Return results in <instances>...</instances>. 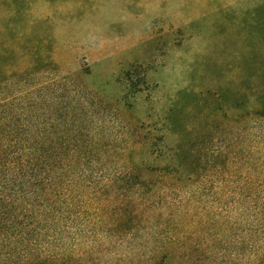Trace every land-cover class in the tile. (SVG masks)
Instances as JSON below:
<instances>
[{"label": "rangeland", "instance_id": "rangeland-1", "mask_svg": "<svg viewBox=\"0 0 264 264\" xmlns=\"http://www.w3.org/2000/svg\"><path fill=\"white\" fill-rule=\"evenodd\" d=\"M2 59L8 113L42 115L54 138L71 133L98 176L184 166L148 199L171 204L161 223L178 230L164 264H249L235 192H247L250 148L264 135L253 118L264 96V0H0ZM135 214L151 228L149 209ZM95 242L107 250L85 264H130L111 235Z\"/></svg>", "mask_w": 264, "mask_h": 264}, {"label": "trees", "instance_id": "trees-1", "mask_svg": "<svg viewBox=\"0 0 264 264\" xmlns=\"http://www.w3.org/2000/svg\"><path fill=\"white\" fill-rule=\"evenodd\" d=\"M259 81L264 84V76ZM261 104L253 115L256 120L264 119V96ZM8 108L5 97L0 99V264L5 255L7 264H85L88 256L107 250L95 242L102 232L111 235L116 248L128 250L130 264L136 257L137 264H154L160 256L157 264L165 263L174 243L171 233L178 230L161 223L170 219L161 209L171 204L148 199L161 193L158 183L167 186L170 178L182 174V164L124 165V173L98 176V168L88 166V147L70 143L71 133L54 138L52 130L39 128L42 115L22 110L10 115ZM254 138L260 140H254L250 148L247 192H235L240 209L237 227L242 232L247 219L250 241L240 239L238 245L247 246L249 264H264V135ZM144 172L157 180H144ZM148 209L151 228L142 224L143 219L136 221L135 210ZM110 220L111 226L101 225ZM139 236L149 239L139 243Z\"/></svg>", "mask_w": 264, "mask_h": 264}]
</instances>
